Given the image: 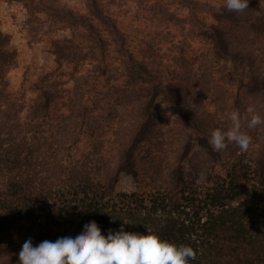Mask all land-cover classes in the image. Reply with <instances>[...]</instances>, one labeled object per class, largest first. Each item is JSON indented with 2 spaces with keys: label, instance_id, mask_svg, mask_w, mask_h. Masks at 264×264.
<instances>
[{
  "label": "trees",
  "instance_id": "obj_1",
  "mask_svg": "<svg viewBox=\"0 0 264 264\" xmlns=\"http://www.w3.org/2000/svg\"><path fill=\"white\" fill-rule=\"evenodd\" d=\"M90 1L87 15L61 12L85 29L86 53L70 51L69 60H87L91 70L71 86L45 74L26 115L7 91L16 51L0 46V264H19L29 238L34 247L75 238L89 221L105 236L122 224L152 229L191 246V264H264V124L248 129L242 120L247 152L209 144L233 110L243 116L251 105L264 119V0H248L243 13L178 0L206 48L190 57L179 46L165 63L152 47L127 42L114 22L104 34L99 25L110 16ZM123 174L133 176L134 191L115 192Z\"/></svg>",
  "mask_w": 264,
  "mask_h": 264
},
{
  "label": "rangeland",
  "instance_id": "obj_2",
  "mask_svg": "<svg viewBox=\"0 0 264 264\" xmlns=\"http://www.w3.org/2000/svg\"><path fill=\"white\" fill-rule=\"evenodd\" d=\"M44 1L42 7L31 0H0V46L4 50L14 48L16 51L12 60H8L10 64L5 73L7 91L25 104L22 115H26L27 108L36 97L35 83L45 74L52 73V78L64 80L65 86H71L79 73L91 70L92 67L87 60H69L72 58L70 51L78 56L86 53L87 43L83 37L85 29L80 22L67 19L61 12L68 9L87 15L90 13L92 2ZM94 1L96 4L98 2V7L103 9L105 15L110 16V22L106 20L99 25L104 34H108L110 25L114 22L127 36V42L131 41L132 45L143 52L152 47L159 53L163 63L168 60L170 62L173 56L179 55L180 47L181 53L190 57L206 48L205 38L190 24L188 10L178 0ZM163 10H168L172 15L165 14ZM202 14L206 20H213L208 13ZM106 77L108 76L103 80ZM110 80L118 86L125 81L119 76L116 79L113 76ZM164 106V103L159 102L156 109L160 110ZM87 143L84 138L80 148ZM135 189L133 176L123 174L115 192L129 193Z\"/></svg>",
  "mask_w": 264,
  "mask_h": 264
},
{
  "label": "clouds",
  "instance_id": "obj_3",
  "mask_svg": "<svg viewBox=\"0 0 264 264\" xmlns=\"http://www.w3.org/2000/svg\"><path fill=\"white\" fill-rule=\"evenodd\" d=\"M217 7L243 13L248 9V0H223ZM228 117L231 121L228 129L212 130L209 144L216 152L225 150L230 143L237 145L242 153L247 152L252 137L242 130V120L248 129H254L264 124V119L251 105L243 116L233 110ZM18 256L19 264H191L197 259L191 246L161 239L152 229H147L145 235L125 231L122 224L119 230H109L105 236L95 221L86 223L75 238L62 236L55 242L44 240L35 247L29 238Z\"/></svg>",
  "mask_w": 264,
  "mask_h": 264
}]
</instances>
